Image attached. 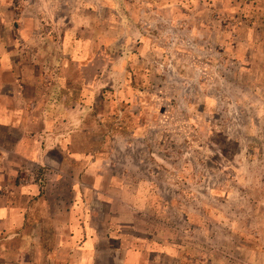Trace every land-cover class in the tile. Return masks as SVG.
Returning <instances> with one entry per match:
<instances>
[{
    "label": "rangeland",
    "instance_id": "obj_1",
    "mask_svg": "<svg viewBox=\"0 0 264 264\" xmlns=\"http://www.w3.org/2000/svg\"><path fill=\"white\" fill-rule=\"evenodd\" d=\"M84 1V25L69 30L89 37L96 21L103 41L96 50L102 47L103 61L113 60L118 73V89L104 90L70 140L71 152L85 155L63 167L70 181L97 180L113 203L95 204L94 193L86 194L88 210L96 211L90 226L103 238L111 223L122 225L134 212L139 229L183 244L188 264L197 261L195 244L234 243L229 227L245 228L258 243L264 0Z\"/></svg>",
    "mask_w": 264,
    "mask_h": 264
},
{
    "label": "crops",
    "instance_id": "obj_2",
    "mask_svg": "<svg viewBox=\"0 0 264 264\" xmlns=\"http://www.w3.org/2000/svg\"><path fill=\"white\" fill-rule=\"evenodd\" d=\"M84 2L18 0L16 8L0 0V264H188L183 244L139 229L134 212L102 238L89 224L96 211L86 194L94 193L95 204L112 201L97 180L88 186L63 172L85 155L72 153L70 140L83 132L87 114L104 90L118 89L114 61L96 50L103 43L96 21L89 37L69 30L84 25ZM55 28L59 35L51 34ZM229 228L234 243L192 245L198 257L190 264H264V231L254 232L257 243L245 228Z\"/></svg>",
    "mask_w": 264,
    "mask_h": 264
}]
</instances>
